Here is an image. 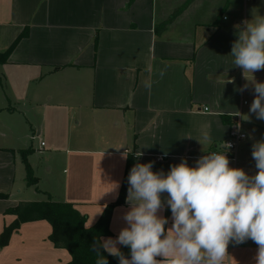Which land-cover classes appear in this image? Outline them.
Wrapping results in <instances>:
<instances>
[{"label":"crops","instance_id":"crops-1","mask_svg":"<svg viewBox=\"0 0 264 264\" xmlns=\"http://www.w3.org/2000/svg\"><path fill=\"white\" fill-rule=\"evenodd\" d=\"M174 5H158L157 0H0V51L27 28L0 64V193L8 195L0 198V234L16 217L7 208L44 200L23 194L36 192L27 184L21 157V150L30 147L28 161L38 183L36 153L42 154L46 178L58 184L55 199L72 203L86 215L87 226L117 199L130 157L132 167L152 162L153 172L166 175L184 159L194 167L201 156L220 151L237 130L245 138L223 149L230 167L256 174L252 145L264 140V120L249 112L253 85L233 65L230 53L237 26L243 28L244 20L264 12L250 18L246 5L236 15L230 0H193L157 33ZM253 75L264 82V70ZM245 84L247 90L240 92ZM237 112L249 115L250 122ZM18 120L23 144L14 131ZM205 134L211 142L202 144ZM35 138H40L36 146ZM126 197L127 192L111 212V234L101 239H115L126 227ZM161 199L165 204L158 214L167 218V230L173 223L167 193ZM51 231L46 220L24 222L0 247V264H66L71 255L53 245ZM256 253L251 240L228 245L223 264H256Z\"/></svg>","mask_w":264,"mask_h":264},{"label":"clouds","instance_id":"clouds-1","mask_svg":"<svg viewBox=\"0 0 264 264\" xmlns=\"http://www.w3.org/2000/svg\"><path fill=\"white\" fill-rule=\"evenodd\" d=\"M242 23L230 55L253 85L249 112L264 120V82L253 75L264 70V16ZM247 88L245 84L239 91ZM236 115L250 122L249 115ZM199 141L210 143L211 138L205 134ZM231 147L222 142L220 151L201 156L194 167L184 159L166 175L153 172L152 162L135 164L128 175L129 210L122 217L126 227L115 239L102 238L93 244L96 264H108L101 249L117 257L119 264H223L230 242L239 245L248 240L257 245L256 264H264V140L252 145L257 169L253 176L230 167L223 149ZM163 193L173 221L167 230V218L158 214L165 204ZM117 245L128 247L130 258Z\"/></svg>","mask_w":264,"mask_h":264},{"label":"trees","instance_id":"trees-1","mask_svg":"<svg viewBox=\"0 0 264 264\" xmlns=\"http://www.w3.org/2000/svg\"><path fill=\"white\" fill-rule=\"evenodd\" d=\"M192 1L193 0H186L178 7L174 8L172 13L157 25V33L163 32ZM26 34L27 28L15 38L7 49L0 51V64L7 62L13 49ZM10 151L14 152L12 149H10ZM32 151L33 149L31 147L22 149L21 157L26 168L27 184L35 186L38 190V177L35 175L28 161V154ZM132 159L133 158L130 157L127 161L117 199L105 207L95 224L87 226V217L85 214L76 209L72 203L54 199L51 195L44 200H23L19 201L15 206L5 210L6 213L14 214L16 217L10 224L4 226L0 234V247L5 246L9 242L12 233L24 222L43 219L48 221L52 226L49 239L53 245L57 248H64L70 253L71 259L66 264H96L98 256L97 253L92 250V246L97 241L101 240L103 235L111 234L109 229V218L113 208L118 204H122L125 200L128 189V175L133 164ZM7 196V194L0 193V198H6ZM120 250L126 257L130 256L129 248L121 246ZM101 252L107 258L108 264H119L117 257L108 254L106 251H103V249H101Z\"/></svg>","mask_w":264,"mask_h":264},{"label":"rangeland","instance_id":"rangeland-1","mask_svg":"<svg viewBox=\"0 0 264 264\" xmlns=\"http://www.w3.org/2000/svg\"><path fill=\"white\" fill-rule=\"evenodd\" d=\"M157 1H158V5H161V3L164 2V1H166V2L168 1V3H170V4H176V5H174L172 11L174 10V8H176L180 4H182V0H157ZM230 5H231L232 11L236 15L242 14L243 10H244V6L246 5L247 14L249 15L250 18H251V14L252 13H254V15H255L256 13L261 14L262 12H264V0H230ZM208 7H210V6H208ZM198 12H202V9L200 11H198ZM198 12L195 13V17L198 16L197 15ZM202 13H204V11ZM66 111H67V113H69L68 115L71 114V111L68 112L67 108L65 109V113H66ZM16 117H18V116H16ZM18 119H21V118L18 117ZM20 123H21V120H18V122L17 121L14 122L15 126L17 125V127H16L17 129H14V131H15V133H17V136L19 137V138H17L18 139V144H23L24 139L21 137L22 133H21V130L19 128V127H21ZM27 127L29 129V125ZM29 133H32V131L31 132L29 131ZM42 138L43 137H41V139ZM39 140H40V138H39ZM39 140L35 138L33 144L36 146V144H37V142ZM24 146L25 145H20L19 147H24ZM35 156H37V157L33 158L34 159L33 162L38 164V166H39L38 167V171H39V174H40V177H41V180H40V182L37 185L38 190L35 188L36 192H33L32 189H28L27 188L28 190L23 191V194L26 197L33 196V199H35V198L46 199L49 195L52 194L51 195L52 198L55 199V196H54V194L52 192L54 190H56V187H58V184H57V182H55V180L53 178H50V180H48L46 178L45 170H44V169H46V167H45L44 163L42 162V158H41L42 154L36 153ZM40 191H42L43 193H41ZM49 191L51 192V194L49 193Z\"/></svg>","mask_w":264,"mask_h":264},{"label":"built area","instance_id":"built-area-1","mask_svg":"<svg viewBox=\"0 0 264 264\" xmlns=\"http://www.w3.org/2000/svg\"><path fill=\"white\" fill-rule=\"evenodd\" d=\"M204 109H205V110H208V107H204ZM244 138H245V134H244V133H241V132H239V131H237V130H233V131H231V134H230V138H229V140L226 141V142H227V143H230V144L232 145V147L230 148V149H232V148H234V146L236 145V142H237V141H240V140H242V139H244ZM41 144H43V142H41ZM230 149H229V150H230ZM229 245H231V246H236L237 244L230 242ZM239 245H240V244H239Z\"/></svg>","mask_w":264,"mask_h":264}]
</instances>
